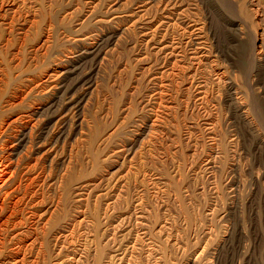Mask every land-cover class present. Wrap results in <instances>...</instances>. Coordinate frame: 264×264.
<instances>
[{"label":"rangeland","instance_id":"rangeland-1","mask_svg":"<svg viewBox=\"0 0 264 264\" xmlns=\"http://www.w3.org/2000/svg\"><path fill=\"white\" fill-rule=\"evenodd\" d=\"M168 1L0 0V264H264V0Z\"/></svg>","mask_w":264,"mask_h":264},{"label":"bare ground","instance_id":"bare-ground-1","mask_svg":"<svg viewBox=\"0 0 264 264\" xmlns=\"http://www.w3.org/2000/svg\"><path fill=\"white\" fill-rule=\"evenodd\" d=\"M167 2H169L168 0H167ZM174 2V1H173ZM166 3V2H165ZM165 3H164V5H165ZM172 3V2H171ZM167 4V3H166ZM168 4H170V3H168ZM168 4H167V6H168ZM174 5V3L172 4V5H169V6H173ZM181 6V5H180ZM165 7V6H164ZM163 7V8H164ZM165 8H167V7H165ZM171 10V9H170ZM169 10V11H170ZM89 13V12H88ZM178 14V13H177ZM129 15V14H128ZM170 17V16H169ZM154 24V23H153ZM173 25V24H172ZM154 27V26H153ZM187 27V26H186ZM166 28V27H165ZM183 28V27H182ZM197 29V28H196ZM188 31V30H187ZM186 31V32H187ZM152 35H153V33H152ZM193 35V34H192ZM191 36V35H190ZM88 37V36H87ZM104 37V36H103ZM86 38V37H85ZM90 38V37H89ZM93 38V37H92ZM148 38V37H147ZM161 38H162V36H161ZM169 38V37H168ZM98 40V39H97ZM85 41V40H84ZM204 41V40H203ZM87 42V41H86ZM164 42V40H163V38L162 39H160L159 40V42L158 43H160V47L159 48H165V47H168L169 48V45L167 44V45H162V43ZM88 43V42H87ZM90 44V43H89ZM88 44V45H89ZM189 45V44H188ZM97 42H96V40L93 42L92 41V44L89 46V50H94V49H96L97 48ZM152 46V45H151ZM170 48H171V46H170ZM173 48V47H172ZM200 48V47H199ZM198 48V49H199ZM86 49V48H85ZM88 49V48H87ZM86 49V50H87ZM99 50V49H98ZM155 51H156V49H155ZM170 51V50H169ZM180 51V50H179ZM193 51V50H192ZM82 52V51H81ZM188 52V51H187ZM91 53V52H90ZM95 53V52H94ZM98 53V52H97ZM182 53V52H181ZM196 53V52H195ZM84 54V53H83ZM165 54V53H164ZM171 54V53H170ZM176 55V54H175ZM190 55V54H189ZM94 56V55H93ZM192 56V55H191ZM196 56V55H195ZM195 58V57H194ZM163 61V60H162ZM193 63V62H192ZM67 64V63H66ZM163 64V63H162ZM197 65V64H196ZM61 67V66H60ZM64 67V66H63ZM67 67V66H66ZM69 67H71V66H69ZM161 67V66H160ZM62 68V67H61ZM187 68V67H186ZM196 68V67H195ZM58 69V68H57ZM172 69V68H171ZM67 70V69H66ZM72 70V69H71ZM62 71V70H61ZM70 71V70H69ZM74 71V70H73ZM58 72V71H57ZM61 73H63V72H61ZM61 73H59V74H61ZM79 73V72H78ZM50 74V73H49ZM52 74V73H51ZM56 74V73H55ZM58 74V73H57ZM58 74V75H59ZM57 75V76H58ZM56 76V77H57ZM80 76V75H79ZM161 76V75H160ZM159 76V77H160ZM92 78V77H91ZM58 79V78H57ZM63 79L64 78H62L61 80H60V82H62L63 83ZM66 79V78H65ZM42 80V79H41ZM48 81V80H47ZM58 81V80H57ZM42 82V81H41ZM67 82V81H66ZM65 84V83H64ZM50 87V86H49ZM65 87V86H64ZM71 87V86H70ZM68 88V87H67ZM63 90H64V88H62ZM70 89V88H69ZM79 90V89H78ZM68 92V91H67ZM65 93V92H64ZM67 94V93H66ZM84 94V93H83ZM61 95H65V94H61ZM68 95V94H67ZM71 95V94H70ZM70 95H68V96H70ZM82 95V94H81ZM78 97V96H77ZM82 97V96H81ZM58 99V98H57ZM77 99H79V98H77ZM56 101V100H55ZM82 101H83V98H82ZM77 103V104H76ZM80 103V102H79ZM49 104V103H48ZM47 104V105H48ZM74 105L75 106V104L76 105H78V101H75V100H71V99H69L68 97H66V98H60V99H58L56 102H52L51 103V106H53L52 108H54L50 113H51V115H50V117H49V120H52V118L58 113V112H60V111H62L63 109H65V108H67V107H69L70 105ZM82 104H80V106H81ZM51 106H49V107H51ZM46 107V106H45ZM71 107V106H70ZM78 107V106H77ZM238 108V107H237ZM236 108V109H237ZM38 109V108H37ZM69 109H71V108H69ZM46 110V109H45ZM75 110V109H74ZM64 112V111H63ZM61 114V113H60ZM70 114H73V113H70ZM58 115V114H57ZM63 115V114H62ZM20 117V116H19ZM23 118V117H22ZM57 119V118H56ZM58 120V119H57ZM52 125V124H51ZM42 132V131H41ZM44 132V131H43ZM41 135V134H40ZM39 135V136H40ZM62 135V134H61ZM24 136H25V134L24 133H22L21 134V136L20 137H18L19 138V140L17 141V142H22L23 140H24ZM29 136V135H28ZM14 137V136H13ZM44 139V138H43ZM31 142V141H30ZM35 142V141H34ZM13 143V142H12ZM42 144V143H41ZM49 144V143H48ZM50 147V146H49ZM12 149V148H11ZM126 153V152H125ZM2 159V158H1ZM5 160V159H4ZM5 173H6V170H5V166L3 165V163L2 162H0V192L4 189V187H5V181H7L6 180V178L4 177V175H5ZM9 188V187H8ZM2 189V190H1ZM9 191V190H8ZM6 192V191H5ZM32 205V204H31ZM137 222V221H136ZM127 223V222H126ZM128 225V224H127ZM118 226V225H117ZM126 227V226H125ZM143 229H145V228H143ZM21 230V229H20ZM146 231V230H145ZM15 233V232H14ZM144 233V232H143ZM19 235V234H18ZM130 237V236H129ZM30 239V238H29ZM27 245V244H26ZM122 256V255H121ZM118 258V257H117ZM119 258H120V256H119ZM17 259V258H16ZM121 259V258H120ZM123 259V258H122ZM1 260V259H0ZM19 260V259H18ZM7 261V260H6ZM122 261V260H121ZM9 262V261H8ZM11 263H13V262H11ZM16 264V263H15ZM208 264H220V262L219 261H217L216 259H211V260H209L208 261Z\"/></svg>","mask_w":264,"mask_h":264}]
</instances>
